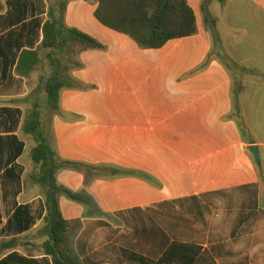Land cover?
Segmentation results:
<instances>
[{
  "label": "crops",
  "instance_id": "crops-1",
  "mask_svg": "<svg viewBox=\"0 0 264 264\" xmlns=\"http://www.w3.org/2000/svg\"><path fill=\"white\" fill-rule=\"evenodd\" d=\"M11 1L0 12V243L17 238L12 253L52 264L40 250L37 142L22 132L38 108L62 159L103 167L89 185L80 172L57 174L92 198H60L83 264H264V0H188L197 34L154 50L101 25L97 5L69 1L66 24L106 50L80 56L72 75L92 88L63 91L49 117L41 74L20 78L13 61L41 43L46 4L14 24Z\"/></svg>",
  "mask_w": 264,
  "mask_h": 264
},
{
  "label": "trees",
  "instance_id": "trees-1",
  "mask_svg": "<svg viewBox=\"0 0 264 264\" xmlns=\"http://www.w3.org/2000/svg\"><path fill=\"white\" fill-rule=\"evenodd\" d=\"M69 1L59 0L56 6L49 8L42 27L36 22L37 29H41L43 36L41 43L35 49L22 50L17 62L15 57L13 60L16 76L30 79L34 74H41L42 90L47 98L48 108L53 114L60 112L63 91H87L92 88L72 75L74 70H81L84 67L80 56L89 51L106 50V46L94 37L66 24ZM83 1L97 5L94 17L101 25L129 36L144 50L160 49L172 40L191 37L198 32L196 16L188 0ZM38 2L40 0H12L10 6L14 11L13 23L23 22L28 8L33 9V14L40 12ZM210 58L211 56L198 70L204 69ZM45 63L51 68L49 76L43 74ZM238 126L245 137L244 123L239 121ZM42 127V112L36 108L22 128L25 135L33 136L37 142L32 151V160L38 168L34 181L45 189L47 214L43 219L41 231L47 239L40 245V250L44 256L51 258L52 264H83L76 256L72 243L76 229L64 218L60 198L65 197L85 206L92 204V198L86 192H73L60 185L57 174L62 170L80 172L86 178V185H89L94 180L104 177L103 167L62 159L53 146V139L44 133ZM20 145L22 146V143ZM256 167L259 168L257 164ZM130 174L139 175L138 172ZM19 246L20 240L17 238L2 241L0 258L8 252H14ZM0 264L36 263L12 253Z\"/></svg>",
  "mask_w": 264,
  "mask_h": 264
},
{
  "label": "rangeland",
  "instance_id": "rangeland-1",
  "mask_svg": "<svg viewBox=\"0 0 264 264\" xmlns=\"http://www.w3.org/2000/svg\"><path fill=\"white\" fill-rule=\"evenodd\" d=\"M7 1H8V0H0V12H1V13L4 12L5 9H6V5H8V4H7ZM58 1H59V0H44V2H45V4H46L47 11L49 10V8H50L51 6H54V5L56 6L57 3H58ZM71 1H73V0H70V2H71ZM37 74H40V73H37ZM49 111H50V110H48V108L46 107V108L43 110V113H44L47 117H49L50 114L52 113V112L50 113ZM50 138H51V137H50ZM29 154H30V151L28 150V151L26 152V154H25V159L28 158ZM35 252H38L37 249H35Z\"/></svg>",
  "mask_w": 264,
  "mask_h": 264
},
{
  "label": "water",
  "instance_id": "water-1",
  "mask_svg": "<svg viewBox=\"0 0 264 264\" xmlns=\"http://www.w3.org/2000/svg\"><path fill=\"white\" fill-rule=\"evenodd\" d=\"M251 150L253 152L254 158L258 164H260V156H259V149L257 146H252ZM112 174H115V171L112 172Z\"/></svg>",
  "mask_w": 264,
  "mask_h": 264
}]
</instances>
